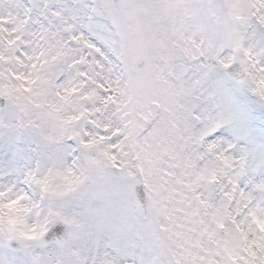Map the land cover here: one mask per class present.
Returning <instances> with one entry per match:
<instances>
[{
	"label": "snow or ice",
	"instance_id": "6c2138e0",
	"mask_svg": "<svg viewBox=\"0 0 264 264\" xmlns=\"http://www.w3.org/2000/svg\"><path fill=\"white\" fill-rule=\"evenodd\" d=\"M0 264H264V0H0Z\"/></svg>",
	"mask_w": 264,
	"mask_h": 264
}]
</instances>
